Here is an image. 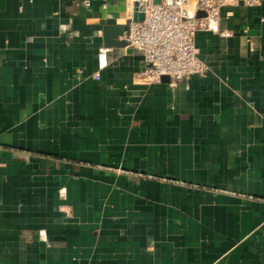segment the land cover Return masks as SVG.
<instances>
[{
    "label": "crops",
    "instance_id": "0c3cea01",
    "mask_svg": "<svg viewBox=\"0 0 264 264\" xmlns=\"http://www.w3.org/2000/svg\"><path fill=\"white\" fill-rule=\"evenodd\" d=\"M129 14L0 0V264H264V0L223 6L174 86L105 44Z\"/></svg>",
    "mask_w": 264,
    "mask_h": 264
},
{
    "label": "built area",
    "instance_id": "2783aa9c",
    "mask_svg": "<svg viewBox=\"0 0 264 264\" xmlns=\"http://www.w3.org/2000/svg\"><path fill=\"white\" fill-rule=\"evenodd\" d=\"M157 1V2H155ZM263 0H126L129 10V46L139 52L144 67L133 79L141 85L162 82L174 86L190 75L205 76L208 67L199 57L195 33L209 30L226 5H260ZM204 17H196L197 11ZM134 11L143 13L142 20H133ZM98 73L95 77L98 78Z\"/></svg>",
    "mask_w": 264,
    "mask_h": 264
},
{
    "label": "water",
    "instance_id": "95a60500",
    "mask_svg": "<svg viewBox=\"0 0 264 264\" xmlns=\"http://www.w3.org/2000/svg\"><path fill=\"white\" fill-rule=\"evenodd\" d=\"M157 2V1H155ZM143 13L134 11L132 14L133 20H142ZM205 13L203 11H197L196 17H204ZM103 38L104 42L107 46H117L122 47L127 45L126 37L128 35L129 26L128 24L122 26H113V21L106 20L103 21ZM163 82H168V78L166 76L162 77Z\"/></svg>",
    "mask_w": 264,
    "mask_h": 264
}]
</instances>
